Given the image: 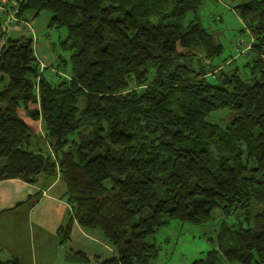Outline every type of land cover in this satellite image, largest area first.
<instances>
[{"label": "trees", "instance_id": "trees-1", "mask_svg": "<svg viewBox=\"0 0 264 264\" xmlns=\"http://www.w3.org/2000/svg\"><path fill=\"white\" fill-rule=\"evenodd\" d=\"M203 1L14 4L18 18L48 11L47 26L65 29L58 45L67 54L41 66L29 35L0 47V180L59 177L67 219L57 243L72 220L96 230L113 247L96 264H152L162 224L200 225L214 209L233 222L189 264H264V0L235 6L251 38L244 77L213 62L221 45L198 20ZM222 108L226 123L206 120ZM64 260L89 262L81 251Z\"/></svg>", "mask_w": 264, "mask_h": 264}, {"label": "crops", "instance_id": "crops-1", "mask_svg": "<svg viewBox=\"0 0 264 264\" xmlns=\"http://www.w3.org/2000/svg\"><path fill=\"white\" fill-rule=\"evenodd\" d=\"M12 1L15 4L18 0H0V47L5 38L27 34L33 38L31 26L41 12L24 11L19 16L21 21L5 25L3 10L10 7ZM40 46L44 52L39 55L34 48ZM31 47L41 66L52 63L53 55L46 39L38 41L36 37ZM46 47L49 51H45ZM4 81L5 77L0 74V86ZM64 190L57 176L45 179L37 174L32 183L16 177L0 180V261L17 258L20 264H80L68 263L64 255L67 251H81L89 260L83 264H96L95 256L100 259L112 256L113 247L105 243L98 232L85 231L74 220L70 223L69 239L65 244L57 243L56 228L67 219Z\"/></svg>", "mask_w": 264, "mask_h": 264}, {"label": "rangeland", "instance_id": "rangeland-1", "mask_svg": "<svg viewBox=\"0 0 264 264\" xmlns=\"http://www.w3.org/2000/svg\"><path fill=\"white\" fill-rule=\"evenodd\" d=\"M243 1L245 0H204L197 10L200 24L221 45V52L213 59V62L221 60L222 62H219V64L224 72H229L230 69L237 67V75L239 77H244L248 72L247 67L242 66V63L252 59V53L246 54L245 49L250 42V35L244 30V25L235 10V6ZM11 4H14V2L12 1L10 7L4 10L6 11L4 12L5 18L9 16ZM49 17L50 13L48 11H41L31 26L34 37L32 38L30 34L27 35L31 37L32 41L36 37L38 41L46 39L50 45L53 58L56 53L66 56L67 52L61 50L58 45V42L65 37V29L64 27L58 29L48 27ZM18 21H21V19L18 18ZM37 49L34 48V52L39 55L44 52L41 46ZM45 51H49L47 47ZM230 59L233 61L229 63ZM44 74L51 77L53 73H50L49 68H46ZM82 102L83 100L79 99V105ZM19 116L34 133L44 134L39 122H31L32 120L30 121L21 112ZM229 117L228 109L222 108L210 112L206 120L223 125V123L228 121ZM0 163H3L1 158ZM162 219L164 218L162 217ZM232 222L231 215L224 216L217 209L210 212V217L207 221L196 226L181 223L177 220H169L166 224H162L154 233L153 239L160 249L157 259L152 264H189L190 261L197 257H203L205 251L213 245L219 226L221 224L229 226Z\"/></svg>", "mask_w": 264, "mask_h": 264}, {"label": "built area", "instance_id": "built-area-1", "mask_svg": "<svg viewBox=\"0 0 264 264\" xmlns=\"http://www.w3.org/2000/svg\"><path fill=\"white\" fill-rule=\"evenodd\" d=\"M16 10H17L16 5H13L9 11V16L4 19L5 25H10V24L18 22V17L15 15ZM248 48H249V45H247L245 49H248Z\"/></svg>", "mask_w": 264, "mask_h": 264}]
</instances>
